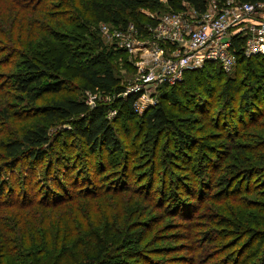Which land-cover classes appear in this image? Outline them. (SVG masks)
Here are the masks:
<instances>
[{"label": "trees", "instance_id": "obj_1", "mask_svg": "<svg viewBox=\"0 0 264 264\" xmlns=\"http://www.w3.org/2000/svg\"><path fill=\"white\" fill-rule=\"evenodd\" d=\"M184 3L198 12L206 6V0H165L164 4L161 0H0V78L8 80L19 101L15 104L17 111L10 112V106L6 107L10 95L0 82V264H139L145 248L142 241L148 235L139 220L145 214L150 217L152 204L148 197H137L148 205L138 208L135 203L121 208L129 194L138 196L134 187L138 183L129 182L127 167L133 158L117 157L122 151L119 138L129 139L135 150L141 149L150 158L161 153L162 162L166 158L176 162L179 155L188 159L201 151L205 146L202 142L218 130L216 123L222 116H236L243 130L251 129L240 134L232 127L233 133H218L226 145L220 156L216 147L211 149L218 161L211 165L214 174L209 185L217 191L209 201L221 200L215 209L216 214L220 211V218L215 214L212 217L209 211L205 219L210 226L222 220L224 231L216 239L213 233L214 237L204 243L230 238L231 243H225L216 255L238 245L231 261L226 255L219 264H264V205H252L246 198L250 194L264 198V55L244 56L240 42L230 73L214 63L186 72L178 84L160 89L157 105L138 121L142 131L128 124V135H124L106 117L111 108L125 106L124 126L135 116L137 95L117 98L126 87L114 74L112 57L115 53L123 56L124 51H107L98 26L124 29L133 25L144 37L142 27L152 22L140 10L177 13ZM73 79L84 94L114 97L112 105L89 107L77 94H64L34 111L71 125L65 136L80 140L90 154L111 156V166L105 161L92 162L91 155L81 161L65 160L56 154L52 159L47 127L43 120L32 122L28 117L29 113L36 116L34 104L45 95H61ZM207 99L222 104V108L209 115L213 106ZM194 108L205 117L197 119ZM194 125L200 127L193 129ZM170 133L175 141L167 151ZM193 144L198 146L194 152L189 151ZM164 150L166 158L162 157ZM45 157L44 171L48 174L56 165L54 172L60 179H54L43 193V186L37 187L40 182L35 171L39 166L43 170ZM19 165L23 171L16 174ZM159 166L164 168L165 163ZM151 170L148 167L145 172ZM6 171L10 174L5 175ZM203 176L200 171L198 177ZM253 179L257 183L251 187ZM150 182L144 187L151 186ZM174 192L163 193L158 207L161 213L169 212L170 203L188 201L180 200ZM229 204L233 207L225 208ZM135 208L138 210L133 211ZM210 250L207 246L201 249L203 253L208 251L204 264L213 257L208 255ZM194 260L201 264L199 256L189 257L187 263Z\"/></svg>", "mask_w": 264, "mask_h": 264}, {"label": "rangeland", "instance_id": "obj_2", "mask_svg": "<svg viewBox=\"0 0 264 264\" xmlns=\"http://www.w3.org/2000/svg\"><path fill=\"white\" fill-rule=\"evenodd\" d=\"M18 1H24V3H27L31 0ZM161 3L164 4L165 0H161ZM140 12L149 19V15L154 16V14L163 15L167 13L164 11H161L160 13L151 12L147 9H142L140 10ZM54 38H56V36ZM102 41L103 44L108 48H106L107 51H112L110 42L105 39H102ZM92 53H96V51ZM76 61H79V59H77ZM125 61L127 64L125 63ZM112 64L114 66L115 76L118 79H121L122 85L127 87L130 84L133 75V58L130 57L127 52H124L123 56L115 53L112 57ZM0 71H2L1 68ZM7 81L8 80L5 78H0L1 85H4L6 88L5 92L10 95V97L7 98L6 107L10 106L8 107L9 111L14 112L17 111L18 108L15 104L19 103V101L15 98V96H17V93L11 90L9 84H7ZM75 83H77L76 80H70L66 88L62 89L61 95H45L42 101L34 104L33 113L34 115H36L35 118L33 117L32 113H29V115H27L28 117H31L32 122H36L37 120L41 122L43 120V125L47 127L49 138L51 140V149L49 150L48 154H51L50 157H52V159L55 158L56 154V157L64 156L63 159L65 160L81 161L82 159H85L87 155H91L92 162L98 163L99 161H101L102 163V161H105V163L111 166L114 162V160L110 159L111 156H104L103 152H101V154H90L84 146L82 147L80 140L65 136V130L70 129L71 125H69L68 123H59L55 120H49L45 117L44 114L38 115V112L34 111L35 108H38L40 106H43V108L46 107L47 105H49L50 101L60 98V96H64V94H66V96L77 94L79 100L84 99V101L87 102V93L84 94L83 92H81V90H78V87L75 85ZM95 99L96 106L112 105L111 97L110 100H107L104 96H102V94H97L95 96ZM207 101L211 104V106H213L209 115H212L215 109L220 110L222 108V104H217V102L213 99H207ZM21 108L22 107H20V109ZM150 108L144 107L138 112L133 109V113L135 115L134 118H132V120L130 121L127 120L124 126L121 124L127 117V110L125 106H122L119 110L116 107L111 108L109 111L112 110L115 113L113 115H109L108 111L106 117L109 119L115 130L117 129L124 135H128V132H126L127 125H132L135 130H141L138 121L144 114V112L148 111ZM193 111L197 119L205 117L204 114L199 113L197 108H194ZM169 120L173 121V118ZM243 121L245 123L247 121V118H244ZM225 123H227L226 127H224ZM216 126L218 130L210 132V135L205 137V139L207 140L206 142H202L205 146L201 151H196V153L194 155L192 154L188 159H186L184 156L179 155L178 157H176L178 159L176 162H173L172 158L168 159L166 158V155L164 156V154L166 153L165 150L170 151V149L172 148V144L175 141L171 133L170 141L166 144V149L162 153V157L166 158V162L161 161V153H157L156 158H150L141 149L135 150L133 144L129 139L125 140L123 138H119L122 151L118 153L117 157H121L120 155H124L125 159L127 160L129 159V157L133 158L132 162L127 167V170L129 171L128 175L130 177L129 182L133 184V181H136L138 183L136 186H134L138 196L136 194H129L127 198L123 200L121 208L123 209L126 204L128 206H134L135 203H137L138 208L146 207L148 205L145 200L142 201L137 197H141L142 199L148 197L149 199H151L150 203L152 204L150 205L152 207L149 214L150 217L146 218L147 214H145V217L139 220L145 226V233L148 234L146 239L142 241V244L145 245V248L141 255V260H137L139 261V264H189V261L187 263L188 258H195L196 256H199L201 259L200 263L204 264L206 259L205 257L208 251L203 253L201 252V249L206 246L211 248L208 255L213 256L206 264H219L220 260L225 259L226 255H230L229 259L231 261V254L235 249H237L238 245L233 249L223 250L222 254L216 255V253H220L222 251V246L225 243H231L230 238H228L227 240L219 239L211 243H204V240L206 238H209L210 236L214 237L213 233L215 234L216 239L218 235L220 237L222 235V232L224 231L222 229L223 226L220 225V223H222V220H217L214 225L210 226L205 219V216L209 213V211L212 212V217H214V214L219 215L220 212L218 211V214H216L215 209L218 203H221V200L213 198L212 201H209L210 197L217 191L214 188L215 186L213 184L209 185L212 182L210 177H212L214 174V171L211 169V165L213 163H217V155L220 156V153H222V150L226 145L225 138H218L220 137V134L218 133L226 134L233 131L232 127H235L234 132H238L241 134L243 132L246 133L250 131L251 128L248 127L243 130L244 125L236 121V116H230L229 118H224L222 116L221 119L216 123ZM198 127L200 126L194 125L193 129H196ZM141 134H143V132H141ZM56 139L57 141H54ZM62 139H66L65 141L67 142L63 144ZM195 146L196 144L191 145L189 151L194 152L196 150V147H198ZM214 147H216L217 149L215 150L217 151V155H215L211 151V149H213ZM160 162L165 163L164 168H160ZM45 165L46 157L43 159V170L39 166L38 170L35 171L37 172L35 177L36 181L40 182L37 187L41 188V186H43V193L45 189L50 186V183L54 182L56 179H60L59 175L54 172L56 169V165H54L53 169L48 174L46 173V171H44ZM194 166L197 167L194 169ZM119 167L117 168L119 169ZM148 167H152V170L151 172L146 173L145 170ZM191 168H193L194 170H192ZM15 171L16 174L22 173L23 166L19 165ZM200 171H203L204 173V176L202 178L198 177ZM6 173L7 174L5 175L10 174L7 171ZM149 179H151L152 185L144 187V185H147ZM256 183V179H253L250 182V186L252 187ZM171 191H175L174 193L177 194L180 200L188 199V201L186 203L182 201L177 205L170 203V206L168 208L169 212L163 214L161 213V209L158 208L160 207L159 202L164 198L163 193H168ZM189 194H191L190 197L187 196ZM246 198L249 199L252 205H255L256 203L264 205V198H261L260 196L250 194L246 195ZM245 204L247 203L244 202V205ZM232 207L233 206L231 204L225 206V208ZM138 208L133 209V211L138 210ZM186 214H188V216H184ZM222 216L225 217V215ZM184 218H186V220H184ZM216 218H218V216ZM224 220L225 219H223V221ZM194 262L195 263L193 264H197L196 260H194Z\"/></svg>", "mask_w": 264, "mask_h": 264}, {"label": "built area", "instance_id": "obj_3", "mask_svg": "<svg viewBox=\"0 0 264 264\" xmlns=\"http://www.w3.org/2000/svg\"><path fill=\"white\" fill-rule=\"evenodd\" d=\"M149 17L152 23L141 30L146 34L144 37L133 25L115 29L101 24L97 29L101 39L110 42L112 48L133 58L130 84L117 98L137 95L133 104L136 112L156 106L162 87L178 84L186 72L207 63L217 64L224 73H230L240 42L244 56L264 55V0L257 3L206 0L202 12L184 3L177 13ZM96 95L87 93V106H95ZM114 113L111 110L108 114Z\"/></svg>", "mask_w": 264, "mask_h": 264}]
</instances>
